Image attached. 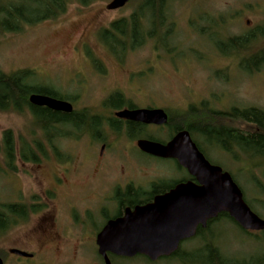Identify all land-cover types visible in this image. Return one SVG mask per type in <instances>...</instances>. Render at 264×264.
<instances>
[{
	"label": "rangeland",
	"instance_id": "1",
	"mask_svg": "<svg viewBox=\"0 0 264 264\" xmlns=\"http://www.w3.org/2000/svg\"><path fill=\"white\" fill-rule=\"evenodd\" d=\"M111 1L95 0L84 7L77 0H71L66 12L57 20L26 25L20 33L0 36V73L32 71L35 85L51 87L59 95L73 99L76 111L94 105L112 90L133 100L135 105L158 106L171 115L186 113L190 106L197 107L206 99L211 100V109L220 112H229L232 108L264 111V64L250 73L241 68L246 58L264 49V40L251 43L246 51L230 55L220 53L215 43L245 36L262 26L264 0H169L163 8L166 21L160 32L156 27L153 40L147 38L140 47L127 49L120 59L100 42L98 35L112 22L128 19L142 0H130L124 8L109 11L106 7ZM154 21L156 25L159 23ZM167 27V36L161 44ZM89 52L105 73L94 74L96 68H90L84 54ZM77 72L84 75L72 76ZM227 123L247 133L253 131L252 126L240 122L229 120ZM67 130L69 132V128ZM5 131L13 134L17 158L15 172L4 168V173H0V205L17 203L28 207L36 205L38 209L0 235L4 264H101L97 250L88 245L85 234L90 235L93 227L100 223L88 224L83 231L80 216L83 204L77 198L81 186L97 180L90 173V168L96 169V161L87 160L86 137L55 141L59 154L56 156L42 132L34 126L28 111L0 112V148ZM165 131L151 130V135L160 139ZM35 142L43 145L46 155L37 153L39 163H22L21 147L23 144L33 147ZM128 146L127 141L119 144L118 154L123 157L124 147ZM215 153H210L213 160L220 162L233 176L248 207L264 220V159H249L241 152H235V157ZM132 155L140 164L152 165L143 167L130 161L119 162L114 168L129 166L128 173L138 178L143 174L154 175L155 168L162 165L136 153ZM0 167H4L1 154ZM142 167L147 169L144 171ZM65 169L69 170L66 180L70 187L61 189L54 199H48L46 191L53 186V175L61 177ZM68 209L75 210L76 219L70 218ZM93 217L97 222L96 216ZM215 225L224 233L217 242L221 252L230 258L254 256L251 264L264 262L263 236L259 240L244 235L227 220ZM47 228H53L55 238L42 236ZM187 248L185 246L182 252H191ZM11 249L33 254L34 258L17 257L9 253ZM111 262L178 264L177 260L149 263L140 257L111 258Z\"/></svg>",
	"mask_w": 264,
	"mask_h": 264
},
{
	"label": "trees",
	"instance_id": "2",
	"mask_svg": "<svg viewBox=\"0 0 264 264\" xmlns=\"http://www.w3.org/2000/svg\"><path fill=\"white\" fill-rule=\"evenodd\" d=\"M70 1L0 0V36L20 33L26 25L57 20L66 12ZM94 1L77 0L84 7ZM168 2L169 0H142L140 7L134 14L128 19L112 22L108 29L99 33L98 39L112 54L122 57L127 49L140 47L146 42L147 38L153 40L156 27L160 32L159 29L164 27L166 21L162 13L163 8ZM155 19L159 21L157 25L154 24ZM167 33L168 27L166 35L162 34L161 44L164 43ZM259 40H264V24L256 27L254 31L245 36L231 37L225 41L215 43L220 53L230 55L246 51L251 43H256ZM263 64L264 49L246 58L241 63V68L250 73L258 70ZM34 76V73L29 70H20L11 74L0 73V112L21 114L28 111L33 119L34 126L42 132L48 146L53 150L54 155L58 156L59 154L54 145L55 141L63 138L81 137L85 131L84 125L86 122L89 123L90 129L94 131L97 129L99 120L92 118L86 121L83 113L72 112L68 114L32 106L28 101L29 96L32 94L47 95L60 100L68 99L56 93L51 87L35 85L33 83ZM120 98V95L113 97L114 108L120 107ZM229 120L252 126L253 131L241 134L239 129L228 125L227 121ZM169 126L175 131L187 130L190 133H200L207 140L215 141L217 145L226 151H233L232 148L236 147L249 159L254 157L264 159V111L260 109L247 108L240 110L232 108L229 112L220 113L205 104L199 107L190 106L186 113L180 114L177 119L171 120ZM130 128L132 132H138L140 129L137 125ZM1 143L0 154L2 155L4 167H0V173H4V168L7 171L15 172L17 150L13 134L10 131L3 132ZM37 153L46 155L42 144L35 142L33 147L23 144L19 155L20 161L22 163H39ZM37 209L38 206L36 205L31 207L17 203L0 205V235L6 233L12 225L18 223V220L25 221L29 214H34ZM222 220L234 223L227 214L221 216L219 221ZM0 256L4 260V255L0 254ZM138 257L147 261L144 257ZM112 258L119 257L112 256ZM224 259L226 258L219 251L205 249L194 255H185V257L183 252L179 251L170 260H177L178 263L184 262L185 264H227ZM231 264H234V262Z\"/></svg>",
	"mask_w": 264,
	"mask_h": 264
},
{
	"label": "flooded vegetation",
	"instance_id": "3",
	"mask_svg": "<svg viewBox=\"0 0 264 264\" xmlns=\"http://www.w3.org/2000/svg\"><path fill=\"white\" fill-rule=\"evenodd\" d=\"M84 54L87 59H89V62L87 64L90 65V68H96V70L94 71L95 75L99 72L105 73L104 69L97 64V61L95 60L96 58L92 52ZM114 57L120 59L123 56L118 57L115 55ZM82 75L84 74L77 72L74 73L72 76H74L75 78H79ZM116 95L120 94H118L117 91L114 90L109 91L101 99L96 101L94 105L89 106L88 108H83L80 111H76L74 109L73 104H75V101L73 99L68 98L67 100H61L71 104L73 108L72 112L83 113L85 115L84 118L86 121L92 118H97L99 120L97 129L94 131L90 129L91 127L89 123L86 122V124L84 125L85 131L82 135L85 136L88 141V153L86 155L87 160L90 161L94 159L96 161V169L95 167L90 168V173L97 180L89 182L85 186H81L79 188L80 194L77 196V198L79 197L78 199H80V202L83 204L82 211L80 214L81 218L83 219V221H81V227L83 228V231L84 227H86V225L88 224L96 226L98 222L100 223V226L93 227V232H91L90 235L88 232L84 231L85 234L88 235V245H92L93 249L95 248L96 250H98V247L96 245L97 236L100 234L105 225L109 221H113L115 219L123 217L127 209L133 211L136 207H142L147 204L153 203L156 197L166 195L181 186L199 187V183L196 178L191 176L188 171L184 167H182L176 160L154 157L143 153L137 147L138 141H150L153 143L166 145L179 132L187 131H175L169 126L170 121L173 119H177L180 114L177 113L171 115L167 109H163L158 106L151 107L150 105L144 104L135 105L133 100L129 98H123L121 95L119 103L120 107L114 108L113 97ZM43 96L50 97L47 95ZM202 104H205L209 107L211 106L212 102L211 100L206 99L202 102H199L197 104V107L201 106ZM145 109H162L167 115V123L162 126L146 125L138 122L128 121L117 116V114L122 111H135ZM133 125L139 126L140 129L138 132L130 131V127ZM163 129H166V131L163 133L162 138L159 139L158 137L151 135V130ZM239 131L241 134L247 133L246 131H242L241 129H239ZM187 132L190 136L191 141L194 143L196 149L199 151V153H201L203 158L211 166L219 167L223 173H228L231 176L232 181L240 189L243 196V200L245 202L243 191L236 183V180L228 171L224 169L223 165L220 162L214 161L212 156L210 155V153L213 154L214 152H216L215 154L217 155L224 154L235 157V152L241 151L236 149V147L232 148L233 151H226L221 146L217 145L215 141L207 140L200 133H190L189 131ZM123 141H127L130 146L124 147L125 153L121 154L124 155L122 157L120 156V154H118V150L119 144H121ZM112 150L115 151V154L111 153ZM90 152H92V154H90ZM133 153L140 155L141 157L149 160L150 162L162 163V165L159 167L156 166L157 168H155L156 170H154V175L143 174L141 175V177L138 178H136L135 175H131L128 173L129 166H120L119 169L114 168L115 166H118L119 162L126 164L130 161L136 162L138 163V165L143 167H148L152 165V163L140 164V162H137L135 157H133ZM241 154L245 155L243 152H241ZM117 155H119L120 157H118ZM114 169H117L115 173ZM146 169L147 168H143L144 171ZM63 172L64 173L61 174V177L57 176L56 174L53 175V186H51L50 189L46 191L48 199H54L55 197H57V194L61 189L70 187V184H68V181L66 180L67 173L69 172V170L65 169L63 170ZM94 172L95 174H93ZM72 188L73 187H71V189ZM68 213L70 215V218L75 217L76 219L77 216H75V210L68 209ZM224 214L225 213L219 214L217 218L208 221L205 227L198 226L195 231V234L192 237L183 240L179 244L178 250L174 254L178 253L179 251L182 252V249L185 246L188 247L187 249H189L191 252H183L184 257L185 255L189 254L194 255L200 250L212 249L219 251L222 256L226 258L224 259V261H226L227 264H231L233 262L234 264H251V261L253 259L252 257L254 256L247 257V259L230 258L223 252H221L219 248L220 245H218L217 242L222 237V235H224V233H222L220 231V228L217 227L215 224H217L221 216ZM93 215L96 216L98 220L97 222L94 220L95 217H93ZM232 224H234L235 227H237L238 231L244 235L255 236V238L259 240L260 238H262V236L264 238V231H245L241 229L235 222ZM52 231L53 228L52 230H48L47 228V230L42 231V236H52L55 238L56 235L54 231ZM31 255L32 258L28 260H32L34 258V255ZM173 255H171L170 257L160 258L154 262H151L147 259L146 260L149 263H156L160 262L161 260H170ZM109 258L111 262L112 256H109ZM99 259L101 261V264H104L103 260L100 257ZM178 264L185 263L179 262Z\"/></svg>",
	"mask_w": 264,
	"mask_h": 264
},
{
	"label": "water",
	"instance_id": "4",
	"mask_svg": "<svg viewBox=\"0 0 264 264\" xmlns=\"http://www.w3.org/2000/svg\"><path fill=\"white\" fill-rule=\"evenodd\" d=\"M130 0H112L107 10L124 8ZM29 103L52 111L71 113L70 103L32 94ZM118 117L146 125L162 126L167 115L162 109L122 111ZM137 147L143 153L174 159L188 173L195 177L199 187L181 186L170 193L158 196L153 203L127 209L123 217L109 221L97 236V255L104 264H111L109 256L132 259L137 256L154 262L170 257L179 244L192 237L198 226L219 214H227L245 231H264V220L253 213L244 202L242 193L228 173L211 166L196 149L187 131L179 132L168 144L138 141ZM9 253L30 259L32 255L18 249ZM0 264L4 260L0 256Z\"/></svg>",
	"mask_w": 264,
	"mask_h": 264
}]
</instances>
